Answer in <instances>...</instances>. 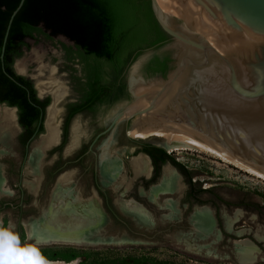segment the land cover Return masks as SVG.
Listing matches in <instances>:
<instances>
[{"label":"rangeland","instance_id":"374dc122","mask_svg":"<svg viewBox=\"0 0 264 264\" xmlns=\"http://www.w3.org/2000/svg\"><path fill=\"white\" fill-rule=\"evenodd\" d=\"M57 39L47 40L44 35L37 40L26 39V46L15 61L17 70L32 78L38 93L50 96L43 130L27 149L21 143V128L14 110L0 105V112L10 110L13 115L9 126H0V178L4 187L0 190V222H11L27 241L33 234L46 239L67 238L47 233L42 225H47L53 214V196L58 191H69L72 196L67 197V202L77 217L90 216L95 220L90 215L95 212L102 218L96 231L101 241L48 242L43 251L52 261L70 262L79 257L81 264H264L263 179L209 153L194 149L168 151L154 135H132V121L127 125L119 123L92 146L100 161L106 154L109 160L121 164L110 184L103 182L102 166L100 161L95 163L93 153H85L79 159L81 147L87 146L94 135L96 121L74 117L61 142L65 103L72 87L61 44L71 43ZM50 67L56 68L53 75L63 83L60 94L55 93L57 84L48 83L52 76L47 73ZM106 120V116L97 119ZM125 127L130 137L124 133ZM49 133L53 135L47 142ZM145 143L165 148L187 170L194 185L189 186L187 177L170 162L160 167L153 184L145 186L140 182L153 172L149 158L141 151ZM141 159L149 163L148 175L138 170ZM93 168L99 172L100 193L93 185ZM164 171L173 173L176 186L149 196L152 188L160 185ZM127 201L144 213L130 209ZM202 210L207 211L209 221L198 217ZM246 242L253 247L254 258L242 262L238 246Z\"/></svg>","mask_w":264,"mask_h":264},{"label":"water","instance_id":"95a60500","mask_svg":"<svg viewBox=\"0 0 264 264\" xmlns=\"http://www.w3.org/2000/svg\"><path fill=\"white\" fill-rule=\"evenodd\" d=\"M23 1L6 26L0 52L4 72L8 30ZM150 5L167 39L130 62L129 99L108 113L107 127L91 146L119 123L127 125L136 115L160 106L158 112L168 114L172 130L177 120L185 122L206 140L264 171V0H150ZM154 55L168 56L164 75H146L144 64ZM136 80L146 88L142 94L132 90ZM143 97L147 104L140 102ZM43 116L41 109L39 123H44ZM95 160L100 161L97 156Z\"/></svg>","mask_w":264,"mask_h":264},{"label":"trees","instance_id":"16d2710c","mask_svg":"<svg viewBox=\"0 0 264 264\" xmlns=\"http://www.w3.org/2000/svg\"><path fill=\"white\" fill-rule=\"evenodd\" d=\"M18 3L19 0H0V52L9 17ZM39 25L49 35H63L79 48L86 76L83 91L89 100L98 95L95 85L104 66L117 69L128 53L137 50L134 59L144 49L157 48L167 39L153 16L150 0H24L10 24L3 54L4 69L17 79L23 80L11 69L14 57L20 55L16 50ZM168 61L167 55H154L143 69L147 76L164 75ZM20 89L3 72L0 60V101L18 105L19 123L25 131L19 137L25 147L33 133L42 132L43 124L39 123L40 111L29 100L21 99ZM47 103L48 99L43 108ZM141 151L153 166L151 183L158 178L160 167L170 162L187 177L189 186L194 185L187 170L164 148L147 145Z\"/></svg>","mask_w":264,"mask_h":264},{"label":"bare ground","instance_id":"6f19581e","mask_svg":"<svg viewBox=\"0 0 264 264\" xmlns=\"http://www.w3.org/2000/svg\"><path fill=\"white\" fill-rule=\"evenodd\" d=\"M56 71V68H48V75H52L48 78L49 85L57 84L59 87L56 89L55 93H61V86L63 83L58 80L53 74ZM132 90L136 94H142L146 91L145 86L142 84L140 80H136L132 85ZM143 104H147L148 100L143 97L140 101ZM158 106L156 109H152L142 114L136 115L131 121V134L132 135H140V136H156L161 140L162 146H164L168 151L173 150H183V149H194L201 152L209 153V155H214L221 160L228 162L240 170H244L252 175L257 176V178H261L264 180V171L239 159L232 156L230 153L223 150L217 144L210 142L199 135V133L193 128L189 127L185 122L177 120L173 130L168 124L169 117L167 113L158 112ZM52 110V106L48 108V113ZM54 117V115H52ZM51 120V118H50ZM0 122H3L2 126H9L13 122V115L10 110H4L0 112ZM8 129V128H7ZM51 130H49L50 132ZM52 132V131H51ZM50 132V133H51ZM9 133V132H8ZM49 133V134H50ZM48 134V135H49ZM46 135V136H48ZM51 135V134H50ZM49 135V140L51 141L52 135ZM4 138H9L8 136ZM2 138V139H4ZM45 138V137H44ZM43 138V139H44ZM45 141V139H44ZM42 142V141H41ZM40 142V143H41ZM46 143V142H43ZM42 143V144H43ZM108 145V144H107ZM106 145V146H107ZM105 146V148H106ZM105 154V152H104ZM106 154L101 158L100 166H102V180L105 184H110L116 173L118 172L121 164L118 160H109L105 157ZM105 157V158H104ZM148 160V158H147ZM146 159H141L138 161L137 167L140 172H146L149 168V163ZM120 164V165H118ZM120 171V170H119ZM161 178V183L159 186H154L149 196H155L158 190L168 187H175L176 181L174 175L171 171H164ZM1 176V173H0ZM160 182V181H159ZM4 189L3 181L0 178V190ZM6 189V188H5ZM7 190V189H6ZM72 196L70 192L58 191L55 196H53L52 203V211L53 214L48 219L47 225H42V228L45 229L47 233L56 234L59 233L67 238H47L48 242H57V243H71V244H81L90 241H101L98 239L96 235V231L98 226L102 223V218L95 212H92L90 215L95 219L93 220L89 218L82 219L77 217L72 212V205L67 202V197ZM69 201V200H68ZM71 202V201H70ZM72 203V202H71ZM54 205H57L56 207ZM127 205L132 210H137L138 212H143L142 209L131 201H127ZM89 211V210H88ZM144 213V212H143ZM198 217L203 219L205 222L209 221V216L206 210H202ZM101 218V222H98ZM93 223L95 224L93 226ZM99 223V224H98ZM33 228V227H32ZM36 229V228H35ZM58 235V234H57ZM92 236V237H91ZM93 238V239H92ZM240 260L242 262H247L253 260V247L248 243H241L238 246ZM73 261V260H72ZM64 261H53L54 264H71V262Z\"/></svg>","mask_w":264,"mask_h":264},{"label":"flooded vegetation","instance_id":"af4514ba","mask_svg":"<svg viewBox=\"0 0 264 264\" xmlns=\"http://www.w3.org/2000/svg\"><path fill=\"white\" fill-rule=\"evenodd\" d=\"M38 28L39 29L37 31L32 33L31 37H25L24 38V40H23L24 42L21 45L20 49H18L16 51L21 52L23 47L26 46V44H25L26 39L37 40L39 37L44 35V38L47 40L58 41V39H57L58 35H56V36L49 35V32L45 31V29L42 25H39ZM68 42H70V40ZM70 43H71V45H69V46H67L65 44H61L62 49H63L62 59L66 64L65 66H66V69H68V72H69L68 75L70 78V82L72 84L71 89L68 90V93L69 92L71 93L70 97L67 98L66 103H65L66 106H65V110H64V121H63V126H62V140H61V142H64V140L66 138L67 131H68V125L74 117L90 118L91 120L96 121V124H97L96 128L93 132L94 135L91 138L90 143L85 147H81L80 155H79V159H81L82 155H84L85 153H93L94 156H97L92 150L93 145L91 146V143L93 142L94 138L107 127V124H108V122H106V121L98 122L97 119L99 120V118H100L102 120L105 116L107 117V115L109 113L108 112L109 109L115 103H117L121 99L128 97V95H129L128 82H127L128 67H129V64L132 61L133 57H135L137 50H135L131 53H128L125 56L123 63L117 69L112 67V66H109V65L103 67L101 78L99 79V82L96 83V85H95V90L98 91V95L95 97H91V99L89 100L87 98V96L85 95V92L83 91L85 89L84 86L86 83V76H85L83 62H82V59L80 57V50L74 44L73 41H71ZM55 45H59V42H56ZM18 56L14 57V60L12 61V64H11V69L15 75L23 77V80L17 79L15 76L8 73L5 69L4 70L6 73L13 76V78L17 81L15 83L18 86H20V88H21L20 89L21 90V95H20L21 99L23 101H26V102H27V100H29L31 102V104L33 105V108L37 111H40L41 109H43L44 115H45V108L49 103H47L44 108H43L42 104L47 99L49 102L50 96H48L46 93L45 94L38 93L37 87L35 86L32 78L29 75H25L23 70L22 71L17 70L16 65H15V61H16ZM88 103H90V104H88ZM0 104H2L3 106L6 105L9 107L15 108L14 113H15V116L17 118L18 125L21 128L20 134L23 135L25 133V131H24L23 127L21 126V124L19 123V107H18V105L16 103L14 105H8V103L6 101H0ZM43 120H44V116H43ZM42 124H43V121H42ZM124 133L128 137H130L128 134L127 127L124 128ZM20 134H19V136H20ZM100 136H102V135H100ZM97 139H96V141H97ZM96 141H94V143ZM147 145H151V144L145 143L144 147H146ZM97 158H98V156H97ZM79 163H81V160L79 161ZM95 163H96V160H95ZM151 167L153 168L152 163H151ZM98 174H99V172L97 171V169L93 168V170H92L93 185L95 186L96 191L98 193H100L102 188L99 185ZM142 175H144V174H142ZM144 177H145V179H142L140 182L145 183V186L153 184V183H151V179L153 177V172H152V175L150 176V178H148L149 175L144 176Z\"/></svg>","mask_w":264,"mask_h":264},{"label":"clouds","instance_id":"9594fccd","mask_svg":"<svg viewBox=\"0 0 264 264\" xmlns=\"http://www.w3.org/2000/svg\"><path fill=\"white\" fill-rule=\"evenodd\" d=\"M47 243L45 237L36 234L31 241L24 240L11 222H0V264H54L43 251ZM71 264H81L80 258Z\"/></svg>","mask_w":264,"mask_h":264},{"label":"crops","instance_id":"0c3cea01","mask_svg":"<svg viewBox=\"0 0 264 264\" xmlns=\"http://www.w3.org/2000/svg\"><path fill=\"white\" fill-rule=\"evenodd\" d=\"M144 156H146V155H144ZM148 170H149V168H148ZM148 170L146 171L147 173H146V172H144V173H145V174H147V175H148Z\"/></svg>","mask_w":264,"mask_h":264}]
</instances>
